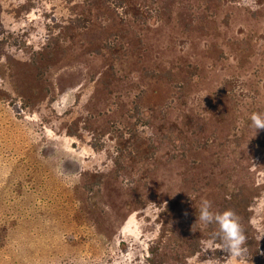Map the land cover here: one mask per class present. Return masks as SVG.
Returning <instances> with one entry per match:
<instances>
[{"label":"rangeland","instance_id":"rangeland-1","mask_svg":"<svg viewBox=\"0 0 264 264\" xmlns=\"http://www.w3.org/2000/svg\"><path fill=\"white\" fill-rule=\"evenodd\" d=\"M0 3V264H264V0Z\"/></svg>","mask_w":264,"mask_h":264},{"label":"clouds","instance_id":"clouds-1","mask_svg":"<svg viewBox=\"0 0 264 264\" xmlns=\"http://www.w3.org/2000/svg\"><path fill=\"white\" fill-rule=\"evenodd\" d=\"M251 126L264 130V113L253 112L250 116ZM212 204L204 199L198 208L197 219L206 225H216V230L207 241H204L203 259L199 264H249L247 237L237 214L227 209L222 212H213ZM226 253L223 259L216 257L215 253ZM212 253V255H207Z\"/></svg>","mask_w":264,"mask_h":264},{"label":"bare ground","instance_id":"bare-ground-1","mask_svg":"<svg viewBox=\"0 0 264 264\" xmlns=\"http://www.w3.org/2000/svg\"><path fill=\"white\" fill-rule=\"evenodd\" d=\"M80 2H81V1H80ZM1 3H2V2H1ZM1 3H0V4H1ZM71 8H72V7H71ZM116 10H117V9H116ZM2 13H4V12H2ZM19 16H20V15H19ZM25 17H26V16H25ZM19 18H22V17H19ZM15 19H16V18H15ZM20 20H21V19H20ZM21 22H22V21H21ZM31 22H32V21H31ZM33 25H34V24H33ZM36 26H37V25H36ZM42 26H43V25H42ZM42 26H41V27H42ZM39 27H40V26H39ZM60 27H61V26H60ZM47 29H48V28H47ZM42 31H43V27H42ZM63 36H64V35H63ZM65 36H67V35H65ZM179 38H180V37H179ZM174 39H175V38H174ZM179 40H180V39H179ZM179 40H178V42H179ZM183 41H184V40H183ZM206 42H207V41H206ZM179 43H180V42H179ZM185 43H186V42H185ZM172 44H174V42H173ZM206 44H207V43H206ZM108 45H109V44H108ZM168 45H170V44H168ZM183 45H184V44H182V46H183ZM185 45H186V44H185ZM188 45H189V44H188ZM45 46H46V45H45ZM170 46H171V45H170ZM175 46H176V45H175ZM204 46H205V45H204ZM45 48H46V47H45ZM114 48H115V47H114ZM171 48H172V47H171ZM184 48H185V47H184ZM205 48H206V47H205ZM207 48H208V47H207ZM116 49H117V48H116ZM176 50H177V49H176ZM193 50H195V49H193ZM31 51H32V50H31ZM195 51H196V50H195ZM213 51H214V50H213ZM213 51H212V52H213ZM25 52L27 53L28 51L26 50ZM189 52H190V51H189ZM189 52L187 51V53H189ZM31 53H32V52H31ZM192 53H194V51H193ZM21 54H22V53H21ZM105 55H106V54H105ZM194 55H195V54H194ZM194 55H193V56H194ZM196 56H197V55H196ZM107 57H108V56H107ZM122 57H123V56H122ZM157 57H158V56H157ZM186 57H187V56H186ZM189 57H190V56H189ZM191 57H192V56H191ZM199 57H200V55L198 56V58H199ZM194 58H195V57H194ZM106 59H107V58H106ZM191 59H192V58H191ZM212 59H213V58H212ZM176 60H177V59H176ZM216 60H217V59H216ZM22 61H23V60H22ZM36 61H37V60H36ZM108 61H109V60H108ZM189 61H190V60H189ZM194 61H195V60H194ZM197 61H198V60H197ZM197 61H196V62H197ZM110 62H111V61H110ZM191 62H192V60H191ZM108 63H109V62H108ZM178 63H179V62H178ZM199 63H200V62H199ZM201 63H203V62H201ZM205 63H207V62H205ZM205 63H204V64H205ZM39 64H41V63H39ZM193 64H194V63H193ZM116 65H117V64H116ZM172 65H173V64H172ZM177 65H178V64H177ZM194 65H195V64H194ZM206 65H207V64H206ZM42 66H43V64H42ZM114 66H115V65H114ZM210 66H211V64H210ZM203 67H204V65H203ZM203 67H201V68H203ZM208 67H209V66H208ZM176 68H178V67H176ZM179 69H180V68H179ZM179 69H178V70H179ZM205 69H206V68H205ZM205 69H204V70H205ZM109 70H110V69H109ZM115 70H116V69H115ZM175 70H176V69H175ZM200 70H201V69H200ZM208 70H210V69H207V71H208ZM201 73H202V72H201ZM205 73H206V72H205ZM224 75H225V74H224ZM181 77H182V76H181ZM180 79H181V78H180ZM180 79H179V80H180ZM215 79H216V78H215ZM210 80H211V79H210ZM200 81H201V80H200ZM194 82H195V81H194ZM194 82H193V83H194ZM174 83H175V82H174ZM200 83H201V82H200ZM202 85H203V84H202ZM207 85H208V84H207ZM209 85H210V84H209ZM72 88H73V86H72ZM80 88H81V87H80ZM78 89H79V88H78ZM204 89H205V88H204ZM215 89H216V88H215ZM215 89H214V90H215ZM205 90H206V89H205ZM212 90H213V89H212ZM238 90H239V89H238ZM73 91H74V90H73ZM75 91H76V90H75ZM79 91H81V89H80ZM220 91H221V90H220ZM195 92H196V91H195ZM206 92H207V91H206ZM208 93H209V92H208ZM255 94H256V93H255ZM210 95H211V94H210ZM205 96H206V95H205ZM208 98H209V97H208ZM261 99H262V98H261ZM246 100H247V99H246ZM165 101H166V100H165ZM208 101H209V100H208ZM208 101H207V102H208ZM263 101H264V100H263ZM170 102H171V101H170ZM196 102H198V100H197ZM218 102H219V101H218ZM167 103H168V102H167ZM199 103H200V102H199ZM198 105H199V104H198ZM211 105H212V104H211ZM194 106H195V105H194ZM196 106H197V105H196ZM204 106H205V105H204ZM244 106H245V105H244ZM66 107H67V106H66ZM242 107H243V105H242ZM67 108H68V107H67ZM70 108H71V107H70ZM199 108H200V107H199ZM195 109H196V108H195ZM243 109H244V108H243ZM204 110H205V109H204ZM54 111H55V110H54ZM76 111H77V110H76ZM211 111H212V110H211ZM209 112H210V111H209ZM44 113H45V112H44ZM62 113H63V112H62ZM62 113H61V114H62ZM214 113H215V112H214ZM59 114H60V113H59ZM59 114H58V115H59ZM208 114H209V113H208ZM69 115H70V114H69ZM170 115H171V114H170ZM207 116H209V115H207ZM81 117H82V115H81ZM162 117H163V116H162ZM170 118H171V117H170ZM208 119H209V118H208ZM162 120H163V119H162ZM160 122H161V121H160ZM212 123H213V122H212ZM28 125H29V124H28ZM23 133H24V132H23ZM29 133H30V132H29ZM14 134H15V133H14ZM23 135H24V134H23ZM18 137H19V136H18ZM21 137H22V136H21ZM21 137H20V138H21ZM0 139H1V138H0ZM16 139H17V138H16ZM16 139H15V140H16ZM21 139H22V138H21ZM26 139H27V138H26ZM28 139H29V138H28ZM15 140H14V141H15ZM4 141H5V140H4ZM4 141H3V142H4ZM13 143H14V142H13ZM58 143H59V142H58ZM14 144H16V143H14ZM46 144H47V143H46ZM1 145H2V144H1ZM11 145H12V144H11ZM13 146H14V145H13ZM59 147H60V146H59ZM59 149H61V148H59ZM59 149H58V150H59ZM21 150H22V148H21ZM35 150H36V149H35ZM0 151H1V150H0ZM38 151H39V150H38ZM66 151H67V150H66ZM1 152H2V151H1ZM3 152H4V151H3ZM67 152H68V151H67ZM23 153H24V152H23ZM63 153H64V152H63ZM2 154H3V153H2ZM55 154H56V153H55ZM62 155H63V154H62ZM67 155H68V154H67ZM69 155H70V154H69ZM118 155H119V154H118ZM21 156H22V155H21ZM59 157H60V156H59ZM77 157H78V156H77ZM77 157H76V158H77ZM52 158H53V157H52ZM54 159H56V158H54ZM64 160H65V159H64ZM121 160H122V159H121ZM52 161H53V160H52ZM0 162H1V161H0ZM55 162H56V160H55ZM79 162H80V161H79ZM104 162H105V161H104ZM123 163H124V162H123ZM2 164H3V163H2ZM59 164H60V163H59ZM77 164H78V163H77ZM246 167H247V166H246ZM119 172H120V170H119ZM71 178H72V177H71ZM81 178H83V177H81ZM73 181H74V180H73ZM241 181H242V180H241ZM47 183H48V182H47ZM49 189H51V187H50ZM68 189H69V188H68ZM53 191H54V190H53ZM49 192H50V191H49ZM70 194H71V193H70ZM58 195H59V194H58ZM56 197H57V196H56ZM68 197H69V196H68ZM50 204H51V203H50ZM52 204H53V203H52ZM69 204H70V203H69ZM54 205H55V204H54ZM63 205H64V204H63ZM227 205H228V203H227ZM50 206H51V205H50ZM52 206H53V205H52ZM65 206H66V205H65ZM47 208H48V207H47ZM71 208H72V207H71ZM66 211H67V210H66ZM56 212H57V211H56ZM63 213H64V212H63ZM58 215H59V214H58ZM66 216H67V215H66ZM60 218H61V217H60ZM74 218H75V217H74ZM80 221H82V220H80ZM67 223H68V222H67ZM87 224H88V223H87ZM89 224H90V223H89ZM61 226H62V225H61ZM63 226H64V225H63ZM66 226H67V225H66ZM75 226H76V225H75ZM91 226H92V225H91ZM63 229H64V228H63ZM166 230H167V229H166ZM166 230H165V231H166ZM70 232H71V231H70ZM66 234H67V233H66ZM101 235H102V234H101ZM103 237H104V236H103ZM103 237H102V238H103Z\"/></svg>","mask_w":264,"mask_h":264}]
</instances>
